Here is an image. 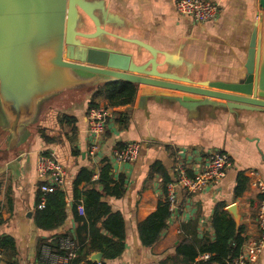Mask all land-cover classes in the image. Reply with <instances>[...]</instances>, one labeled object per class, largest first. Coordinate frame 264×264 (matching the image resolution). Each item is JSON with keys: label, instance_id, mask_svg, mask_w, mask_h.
<instances>
[{"label": "crops", "instance_id": "0c3cea01", "mask_svg": "<svg viewBox=\"0 0 264 264\" xmlns=\"http://www.w3.org/2000/svg\"><path fill=\"white\" fill-rule=\"evenodd\" d=\"M176 1L86 0L84 6L99 24L96 26L81 11L87 26L77 30L96 34L97 41L115 42L126 53L140 54L139 58L135 56L137 64L150 60L153 52L157 70L179 79L182 84L229 83L244 76L252 35L257 32V37L264 39L261 0H211L218 6L219 15L205 23H196L192 17L179 14ZM79 36L76 33L74 40L80 41ZM93 89H89L92 95ZM139 94L140 89L134 104L111 110L96 156L89 154L91 137L87 114L92 98L89 94L78 99L68 114H64L77 120V136L72 142L73 148L80 150V156H73L72 148L68 157H64L56 142L46 144L42 138H39L38 147L24 149L28 140L38 135L33 126L30 127L31 135L20 144L17 154L1 156L0 238L6 235L14 238L19 264H34L40 239L57 234L75 235L72 183L82 167L94 168L97 179L103 159L111 162L115 178L125 177L124 196L108 197L106 201L114 212L124 216L126 250L107 264H160L175 253L181 238L213 236V212L222 202L237 226L245 229L246 240L258 236L257 208L264 194L255 185L258 181L264 184V110L225 114L210 107L185 108L177 102L141 100ZM3 128L0 118V132ZM131 142L140 143L137 160L134 163L115 161L114 150ZM7 146L8 134L0 135V148ZM215 150H223L230 156L232 165L225 176L196 194L177 188L175 211L161 241L154 247H144L138 224L157 210L164 189V176L152 174V168L161 164L170 182L178 166L185 167L193 176L203 170ZM42 152L54 154L67 172L62 189L66 192L68 219L52 232L40 230L34 223L41 184L36 164ZM240 174L246 178V189L242 196L236 197ZM98 254L102 253H94L90 259L101 261L103 257H95ZM8 259L2 254L0 264H6ZM257 264H264V250Z\"/></svg>", "mask_w": 264, "mask_h": 264}, {"label": "water", "instance_id": "95a60500", "mask_svg": "<svg viewBox=\"0 0 264 264\" xmlns=\"http://www.w3.org/2000/svg\"><path fill=\"white\" fill-rule=\"evenodd\" d=\"M264 7V0H261ZM86 0H0V118L8 146L0 158L17 154L31 135L40 105L67 90L87 91L113 81L133 83L140 99L210 107L225 114L264 110V39L252 35L246 73L234 82L182 84L157 70L156 54L142 64L115 42L96 40L85 29ZM80 41H75V34ZM95 257L100 259L102 254ZM94 257V258H95Z\"/></svg>", "mask_w": 264, "mask_h": 264}, {"label": "trees", "instance_id": "16d2710c", "mask_svg": "<svg viewBox=\"0 0 264 264\" xmlns=\"http://www.w3.org/2000/svg\"><path fill=\"white\" fill-rule=\"evenodd\" d=\"M138 94L135 84L126 81H113L102 84L93 89V95L88 105V112L103 105L107 108H120L134 104ZM62 124L68 125L72 140L77 136V120L74 117L63 115ZM107 123V122H106ZM46 144L57 142L55 137H49L45 132H39ZM73 156H80V150L73 148ZM164 176L163 196L157 210L138 224L140 240L144 247L151 248L157 245L164 231L168 228V220L174 212L170 210L167 196V184L170 182L166 171L161 164H155L152 174ZM94 168L82 167L73 181L72 214L76 222L75 235H54L47 239H40L37 244V254L34 264H44L41 250L50 246L53 251L67 255L62 249L60 240L70 238L76 245V256L69 264H98L90 257L94 253H102L103 259L99 262L107 264L118 259L126 250V223L121 212H114L106 201L108 197L121 198L125 193V177L115 178L112 164L108 159L102 160L99 177L95 179ZM85 185L81 190L80 187ZM246 189V178L240 174L235 189L236 197L242 196ZM45 197V205L39 208L41 199ZM83 205L84 214L78 211ZM68 219L66 192L58 189L53 193L37 192V208L34 212L35 226L43 231L52 232L62 227ZM213 236L205 235L202 239L181 238L175 246V253L166 257L160 264H227V260L238 257L246 241L245 229L237 226L236 222L226 211L225 203H218L212 216ZM7 255L6 264H19L14 238L3 236L0 238L1 255ZM209 254L207 260L202 256Z\"/></svg>", "mask_w": 264, "mask_h": 264}, {"label": "built area", "instance_id": "2783aa9c", "mask_svg": "<svg viewBox=\"0 0 264 264\" xmlns=\"http://www.w3.org/2000/svg\"><path fill=\"white\" fill-rule=\"evenodd\" d=\"M176 9L179 14L192 17L196 23H205L215 20L219 15L218 6L211 0H177ZM112 108L104 105L92 109L87 114L89 135L91 143L89 154L96 156L100 139L105 133L106 122L111 116ZM140 151V143L131 142L122 148H116L113 152V159L119 163H134ZM231 159L227 152L215 150L209 157L207 165L200 172L193 176L188 174L185 167L178 166L174 169V178L167 185L168 201L171 212L175 211L176 189L181 188L189 194H196L206 186L222 179L227 170L231 167ZM38 177L40 179L39 189L43 194L53 193L64 187L67 172L63 164L52 153L42 152L36 164ZM255 187L264 194V184L256 182ZM45 205V197L41 199L38 207L41 209ZM78 211L84 214L83 205H79ZM258 236L251 240H246L242 246L238 257L227 260V264H257L260 255L264 250V198L260 200L257 208ZM62 249L67 250V255H62L52 250L50 246L42 249V260L44 264H69V261L76 256V245L70 238L60 240ZM210 255L205 254L202 259H209ZM98 264H102L98 262Z\"/></svg>", "mask_w": 264, "mask_h": 264}, {"label": "rangeland", "instance_id": "374dc122", "mask_svg": "<svg viewBox=\"0 0 264 264\" xmlns=\"http://www.w3.org/2000/svg\"><path fill=\"white\" fill-rule=\"evenodd\" d=\"M87 94L92 95V91H66L57 97L51 98L46 102L44 101L45 104H43L40 109L38 121L36 123L38 127L35 128V125L33 126V131L35 132V129H37L38 135L31 137L24 149L28 150L32 149V147L33 149L38 147L40 145L39 138H41L39 137V132L43 131L48 134V136H55L57 139L56 145L58 144L57 146H59L60 154L64 157H68L74 144L70 140V127L66 125V123L62 124L60 119L64 114H68L70 107L76 104L78 99H82L86 96L88 97ZM46 104L49 107L48 109ZM32 154H35V150Z\"/></svg>", "mask_w": 264, "mask_h": 264}]
</instances>
